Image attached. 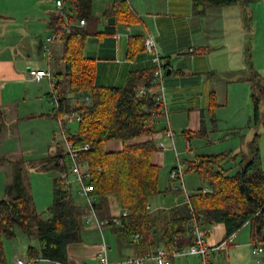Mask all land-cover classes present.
I'll use <instances>...</instances> for the list:
<instances>
[{
    "label": "trees",
    "instance_id": "trees-1",
    "mask_svg": "<svg viewBox=\"0 0 264 264\" xmlns=\"http://www.w3.org/2000/svg\"><path fill=\"white\" fill-rule=\"evenodd\" d=\"M239 1L249 5L255 0H193V11L195 15L203 17L212 7L231 5ZM65 12V15L58 16L55 24V32L61 36L63 42L64 70L56 74L50 68L56 75L55 88L59 103L54 104L49 115L60 121L62 128L58 133L56 152L49 154L41 164L43 168L50 165L60 173L66 167L59 164L60 159L68 163L73 161L71 154L65 148L59 147V142L63 141V132L74 142V147L81 148L88 144V149L82 148L77 152L76 160L82 170L89 173L88 182L94 187L91 192L93 202L89 204L75 189H65L59 174L54 181L53 202L46 216L38 211L22 176L18 174L15 181L6 187V196L0 200V264H8L5 239L14 238L17 229L38 242L37 245L31 244L27 248L29 264H39L41 260L58 264L68 262L69 245L82 240L85 223L94 221L92 219L87 222L94 211L98 217L106 220L104 225L113 226L117 233L138 238L150 250L144 255L155 253L159 249L172 251L185 248V238L189 234L194 242L191 222H195L201 230L203 223H222L225 226L224 240L233 236V241L215 252L227 248L234 242L235 234L248 225L253 239V253L256 248H262L260 252H264L261 134L256 132L246 148L234 155H201L183 162L178 158L182 170L175 178H171L183 180L184 192L180 186L171 187L169 190L185 193L188 200L169 209L151 211L150 198L162 192L159 187L161 166L153 163L152 155L157 150L168 148L166 144L164 148L159 146L160 139L157 142L156 135L167 138L171 142L170 148L175 145L176 138L173 130L174 141L165 135L171 128L169 109L166 96L161 103L157 101L161 91L159 83L155 81L158 64L153 61L154 53L146 47L147 38L132 36L130 56L133 57L139 51H148L152 54V65L131 71L124 86L98 85L97 60L86 55L91 33L86 25H79L82 19L86 22L94 19L92 0H68ZM109 12L128 25L138 20L126 0L117 1ZM52 57L47 59L51 60ZM160 60L165 79L170 63L165 66L167 61L163 57ZM249 80L254 90L251 95L254 106L251 122L256 126L262 123L264 127V115L260 113V104L264 100V84L257 73ZM142 89L145 92H141ZM84 94L89 95L91 101L83 100ZM48 95L51 98L49 93ZM214 105L215 103L211 108ZM77 114H81L80 120L76 119ZM159 117L165 118L162 129H157ZM69 119L76 120V132L67 129L66 123ZM215 121L214 118V123ZM4 124L5 114L0 109V130ZM185 134L189 140L193 134L207 135L204 116L198 131H186ZM112 140H121L122 148L108 151L106 143ZM230 159L236 170L228 166ZM184 165L187 166L186 170ZM177 168L175 166L173 170ZM186 171L200 174L202 185L195 192L189 193L186 189L183 179ZM206 188L209 191H205ZM110 199L119 204L122 213L116 217H102L100 210ZM125 211L126 215L123 214ZM117 217L120 218V223L115 222ZM202 232L204 233L203 230ZM215 252L211 254L212 264ZM260 252L254 253L255 256L258 257Z\"/></svg>",
    "mask_w": 264,
    "mask_h": 264
},
{
    "label": "crops",
    "instance_id": "crops-1",
    "mask_svg": "<svg viewBox=\"0 0 264 264\" xmlns=\"http://www.w3.org/2000/svg\"><path fill=\"white\" fill-rule=\"evenodd\" d=\"M56 1L0 0V109L5 114V124L0 130L1 167L5 163L3 161L12 156L9 152L3 154L5 142L10 138L6 136L8 135L6 128L9 124L14 126L13 120L20 118L21 105L25 106L26 103V106L31 104L35 107H43L45 94H48L50 90L48 80L37 82L30 79L29 70L51 68L56 74L64 70L62 40L52 44L51 60H48L44 53L46 39L55 32V24L59 16ZM117 1L121 0H92L94 19L87 21L85 26L91 33L86 46V55L97 60V84L124 86L131 71L151 66L152 54L148 51H139L133 57L130 56V38L134 35L143 36L144 39L148 36L152 37L159 55L170 63L171 72L166 74L163 83L167 92L165 96L169 97L168 109L181 106L185 111L189 110V119L186 128L183 129L185 136L186 131L191 133L198 131L204 116L203 106H211L214 103L213 96H210V100L205 101L206 103L201 102L200 98L214 91L210 77H213L214 72L217 71L211 61L213 58H223L222 54L227 52L235 53L232 56L225 54L226 58L232 57V64H236L235 58L242 53L245 46L244 36H251L254 33L253 25H235L234 22L226 24L218 20L209 24V21L213 18L219 19L221 14L228 12L236 4H242L244 7L245 3L239 1L231 5L212 7L206 16L200 17L193 11V0H126L138 17V20L128 25L109 12ZM242 17L245 21V15ZM237 28L242 29L238 31L240 34L236 33ZM191 48L196 52L191 53ZM222 50L225 51L218 55V52ZM250 57L251 55L247 53L244 62L247 63ZM233 70H236L235 67ZM204 84L210 86L209 93H205ZM185 96H190L188 106L182 104ZM10 114L13 115L12 122L7 120ZM48 117L54 118L51 115ZM162 118L164 120V117L157 119V129L163 127ZM55 121L58 120L55 119ZM72 122L70 119L67 120L66 126L69 130H71L69 124ZM60 131L54 130L56 143ZM170 143L169 141V145ZM122 145L120 141H111L107 142L106 147L108 151H115L120 150ZM51 150L50 153H52ZM55 150L53 152H56ZM21 159L23 158L13 160ZM152 161L161 166L162 159L158 152L153 153ZM46 169L52 168L48 165ZM5 183L7 182H4L0 189L5 190L6 196L4 187L8 185ZM183 195L185 196L183 200L176 197L175 204L168 206L154 207L150 204V210L169 209L185 203L188 199L185 193ZM114 202L116 203L109 200L99 214L102 217L119 215L112 210ZM201 227L207 241L213 246L221 243L226 237V229L222 223H203ZM192 243L193 237L189 234L185 238L184 247H189ZM105 244L109 245L107 250L109 259L116 262L130 257H139L150 251L140 243L138 238L117 233L109 224L99 227L93 221L85 223L82 240L69 245L68 261L99 264ZM212 260L213 264H264V252L258 257L255 256L251 229L246 225L235 234L233 243L213 254ZM144 264L158 263L150 259ZM172 264H200V258L192 254L180 255L173 260Z\"/></svg>",
    "mask_w": 264,
    "mask_h": 264
},
{
    "label": "rangeland",
    "instance_id": "rangeland-1",
    "mask_svg": "<svg viewBox=\"0 0 264 264\" xmlns=\"http://www.w3.org/2000/svg\"><path fill=\"white\" fill-rule=\"evenodd\" d=\"M243 15H245V21L243 20ZM246 18H248V20H246ZM217 20L220 21V23L226 24L234 22L235 25H253L254 33L251 34V36H244L243 44L245 46L242 53L235 58L236 64H232V57L226 58L225 53L227 52H224L225 50L218 52V55L224 52V54H222V56L224 55L223 58H213L211 61V64L213 62L217 71L214 72V76L210 74V76H213L210 78L212 79L214 91L209 93L210 86L204 84L203 88L205 87V93L208 92L209 94L200 97L201 102L206 103L205 101L210 100V96H214V108H211L209 105L206 107L203 106V108H205L203 115L207 127V135L193 134L190 140L187 139L188 137L184 135L183 129L186 128L187 120L189 119V110L185 111L181 106L168 110V118L172 125L171 128L176 133L175 145L177 151L173 148L156 151L162 159L159 176V187L162 192L150 198V204L154 207H164L166 205L175 204L176 197H179L181 200L185 197L183 195L184 193L181 194V191L184 192V187L182 185L183 180H173L171 178L172 170L175 166H179L178 158L183 162V160L190 161L201 155H218L225 153L234 155V153H238L245 149L247 140H249L255 132H258L262 136L261 157L262 167L264 169V128L262 124L256 126L254 122H251L254 113L251 95L254 93V90L249 80L257 73L264 84V0H255L244 7L242 4H236L234 7L230 8L228 12L221 14L219 19L213 18L210 20L209 24ZM238 31H242V29L237 28L236 33L240 34ZM247 53L248 55L250 54L251 57L248 58V62L245 63L244 61L245 58H247ZM234 54L235 53H227V55L231 56ZM234 67L236 69L235 71L233 70ZM45 95L43 107H35L31 104L26 106L25 103V106L21 105L20 118L18 117L14 121L12 114L7 116V120L11 122L13 120L15 125L9 124L6 128V134H8L6 136L10 138L5 142L3 154L9 152L12 156L10 159H5L3 161L5 162L4 165L2 167L0 166V188L4 182H7L5 183L7 185L13 183L16 176L20 174L38 211L48 216V208L53 202V185L54 181L59 177V172L56 169L41 168V163L43 162V157L51 154V148L52 153L56 149L57 145L55 146L54 130H61L62 127L60 121H55L54 118L48 117L54 108V103L51 101L48 94ZM166 96V100L169 102V97L168 95ZM189 97L190 96H185L182 99L183 105L188 106L190 104V100H188ZM260 113L264 115V100H262L260 104ZM214 118L216 119L215 123ZM72 121V124H69V126L72 132H76L77 122L76 120ZM163 123L165 124V118ZM163 123L162 126H165ZM156 136L157 142L158 139L161 141L164 140L165 144L171 147L167 138H159L158 134ZM112 141L122 142L121 140ZM59 143V147L64 148L63 141ZM107 148L108 147H106V149ZM15 158L23 159L14 161L13 159ZM227 163L228 166L233 167V170H236L234 162L231 159L230 162ZM186 168L187 166L184 165V170H186ZM184 183L189 193L197 191L202 185L200 174L195 171H186ZM174 185L180 186L179 188L181 191H170L169 189ZM4 188H6V186ZM4 191V189L0 191V198L5 197ZM79 200L83 201L82 199ZM110 200H112V202L115 201L114 199ZM112 207L114 213H122V209L117 202ZM28 244L37 245L38 242L24 234L20 229H17V235L14 238L5 239L4 245L8 264H13L17 259L22 257L27 259ZM39 264L54 263L41 260Z\"/></svg>",
    "mask_w": 264,
    "mask_h": 264
},
{
    "label": "built area",
    "instance_id": "built-area-1",
    "mask_svg": "<svg viewBox=\"0 0 264 264\" xmlns=\"http://www.w3.org/2000/svg\"><path fill=\"white\" fill-rule=\"evenodd\" d=\"M67 1L68 0L56 1L59 15H65ZM79 25L80 26L86 25V20L85 19L80 20ZM58 40H61V36L56 32H54L52 35L47 37L46 39L47 44H45L44 46V53L47 57L49 58L52 57L53 52L51 46L55 41ZM146 47L150 52L154 53L153 61L157 62L158 64V67L155 70V81L159 83V90L161 91V94L157 96V101L161 103L162 100H165L164 85H163L164 70H163V66L161 65V60H160L161 56L157 51L156 43L152 37H147ZM194 51H195L194 49H191V52ZM55 76H56L55 73L50 68L48 69L31 68L29 70L30 79L37 82H40L42 80L49 81L50 83L49 94L51 96V101L57 105L59 103V96L57 95L55 88L56 87ZM141 92H145V90L142 89ZM82 98L83 100L91 101V97L89 95L84 94ZM76 117L77 120H80L81 114H77ZM165 135L168 136L170 139H172V141H174L175 133L172 131L171 128H169L166 131ZM158 136L160 138L162 135H158ZM62 139L64 141L65 150H67L71 154L70 156L73 158V161L71 163L65 162L64 159H60L59 161V164L66 166L59 173L60 179L64 183L63 187L65 189H71V190L75 189L81 197H83L89 204H92L93 197L91 195V192L94 190V187L88 182L89 173L84 172L76 160L77 152L82 148L88 149L89 145L86 144L84 145V147L81 148L74 147V142L68 139V136L66 135L65 132L62 133ZM159 146L161 148H164L165 143L160 140ZM173 149L177 151L176 146L174 144H173ZM178 164H179L178 168L173 170L171 173L172 178H175L177 174L182 170V164L180 162H178ZM205 191H209V189L206 188ZM123 214L126 215L127 212L125 211ZM92 219H94V221L99 227H102L106 223V220L98 217L96 211L93 212V216L88 217L87 222H90ZM115 222L120 223V218L117 217L115 219ZM190 227L194 234V242L189 247L174 249L172 251H168L166 249H159L157 252L149 255L130 257L122 261L116 262V261H111L109 259L107 254L109 245L105 244L104 253L101 255L99 264H144L147 260L150 259H154L158 264H172L174 258L185 254H192L199 256L201 260L200 264H212L211 254L215 251L222 249L227 243L233 241V236H231L226 240L222 241L221 243L212 246L207 242L204 233L202 232L200 227L197 226L195 222H191ZM260 251H262V248H260L259 250L258 248H256L254 250V253L258 254ZM16 264H29V261L28 259L22 257L17 260ZM59 264H89V263L87 262L72 263L68 261Z\"/></svg>",
    "mask_w": 264,
    "mask_h": 264
},
{
    "label": "water",
    "instance_id": "water-1",
    "mask_svg": "<svg viewBox=\"0 0 264 264\" xmlns=\"http://www.w3.org/2000/svg\"><path fill=\"white\" fill-rule=\"evenodd\" d=\"M168 63H165V66L167 65ZM171 72V68H169L168 70H167V73L169 74Z\"/></svg>",
    "mask_w": 264,
    "mask_h": 264
}]
</instances>
